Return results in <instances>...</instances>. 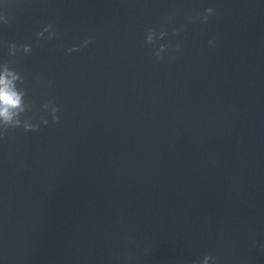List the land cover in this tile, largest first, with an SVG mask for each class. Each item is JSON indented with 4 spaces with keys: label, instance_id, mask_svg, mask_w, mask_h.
I'll return each mask as SVG.
<instances>
[{
    "label": "water",
    "instance_id": "95a60500",
    "mask_svg": "<svg viewBox=\"0 0 264 264\" xmlns=\"http://www.w3.org/2000/svg\"><path fill=\"white\" fill-rule=\"evenodd\" d=\"M0 14L27 115L60 107L0 137L3 264H264V0H0ZM47 24L56 39L37 37ZM149 28L168 32L159 60ZM10 42L33 51L10 57Z\"/></svg>",
    "mask_w": 264,
    "mask_h": 264
},
{
    "label": "clouds",
    "instance_id": "9594fccd",
    "mask_svg": "<svg viewBox=\"0 0 264 264\" xmlns=\"http://www.w3.org/2000/svg\"><path fill=\"white\" fill-rule=\"evenodd\" d=\"M205 14L200 16L201 22H206L209 17L215 14L213 7H207ZM0 23H8V18L0 14ZM168 36L166 30L157 31L155 28H149L146 31L145 40L148 44L153 45V55L157 60L161 59L163 54L169 48L168 42L165 41ZM39 39L54 40L57 38V32L52 24L45 25L42 30L37 33ZM94 40L93 36L79 45H73L68 48V52L78 51L81 47L88 46ZM214 40H210L209 44H213ZM33 51L31 43L17 44L10 42L8 52L10 57H15L19 52L30 54ZM44 115L38 120H34L27 114L32 110V103L28 98V89L25 86V76L13 66L11 60L0 59V137L6 135L10 130L22 128L26 132L36 131L41 125L47 126L51 119L52 123L58 122L60 119V107L52 100H48L41 105ZM0 264H3L0 261ZM200 264H218L217 257L206 255L200 261Z\"/></svg>",
    "mask_w": 264,
    "mask_h": 264
}]
</instances>
